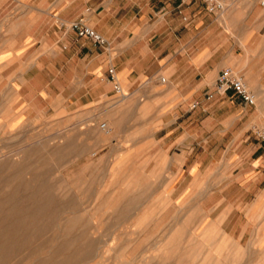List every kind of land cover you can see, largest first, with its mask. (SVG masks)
Returning a JSON list of instances; mask_svg holds the SVG:
<instances>
[{
  "label": "crops",
  "instance_id": "1",
  "mask_svg": "<svg viewBox=\"0 0 264 264\" xmlns=\"http://www.w3.org/2000/svg\"><path fill=\"white\" fill-rule=\"evenodd\" d=\"M221 1L223 23L201 0H0V80L13 85L20 108L98 105L109 137L126 120L132 131L120 137L131 136L114 143L146 149L152 172L173 178L179 197L205 192L197 204L204 224L220 218L228 236L263 240L264 145L253 130L264 123V4ZM77 19L110 47L76 36L68 23ZM226 68L243 78L254 104L214 90Z\"/></svg>",
  "mask_w": 264,
  "mask_h": 264
},
{
  "label": "rangeland",
  "instance_id": "2",
  "mask_svg": "<svg viewBox=\"0 0 264 264\" xmlns=\"http://www.w3.org/2000/svg\"><path fill=\"white\" fill-rule=\"evenodd\" d=\"M16 96L0 80V264H264V239L204 224L205 192L179 197L146 149L114 143L126 120L109 137L98 105L36 112Z\"/></svg>",
  "mask_w": 264,
  "mask_h": 264
},
{
  "label": "built area",
  "instance_id": "3",
  "mask_svg": "<svg viewBox=\"0 0 264 264\" xmlns=\"http://www.w3.org/2000/svg\"><path fill=\"white\" fill-rule=\"evenodd\" d=\"M170 2H182L183 0H168ZM204 4L206 11L219 16L224 11V4L221 0H201ZM78 37L87 38L97 46H103L105 48L110 47V42L106 40L102 35L96 32L88 24H86L82 19L72 20L68 23ZM111 80H115V72L112 67L108 69ZM214 90L216 92H232L236 97L240 98L244 103L254 104L255 99L252 93L249 91L246 86L243 78L235 74L231 69L226 68L218 74L214 82ZM117 91L120 92V88H117ZM121 95H124L123 92H120ZM210 97V94H208ZM254 134L259 138L261 143L264 145V123L260 126L254 128Z\"/></svg>",
  "mask_w": 264,
  "mask_h": 264
},
{
  "label": "bare ground",
  "instance_id": "4",
  "mask_svg": "<svg viewBox=\"0 0 264 264\" xmlns=\"http://www.w3.org/2000/svg\"><path fill=\"white\" fill-rule=\"evenodd\" d=\"M224 10H225V5H224ZM223 12H224V11H223ZM223 12H222V13H223ZM123 94H124V93H123ZM122 97H123V96H122Z\"/></svg>",
  "mask_w": 264,
  "mask_h": 264
}]
</instances>
